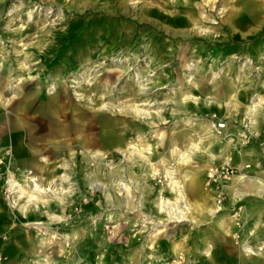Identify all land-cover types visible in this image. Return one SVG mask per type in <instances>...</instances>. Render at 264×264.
<instances>
[{
	"label": "rangeland",
	"instance_id": "rangeland-1",
	"mask_svg": "<svg viewBox=\"0 0 264 264\" xmlns=\"http://www.w3.org/2000/svg\"><path fill=\"white\" fill-rule=\"evenodd\" d=\"M207 1L0 0V183L6 196L7 181L18 184L14 208L50 212L47 222L31 225L43 238L41 264H239L235 253L207 254V240L215 241L228 217L241 242L257 211L251 200L264 198H241L240 226L232 217L237 205L210 214L209 195H215L207 188L209 170L203 176L200 168L211 158L208 143L211 154L226 148L252 158L243 164L251 165L249 175L264 174V0ZM200 26L212 32L200 33ZM155 37L166 44L160 53L145 48ZM189 62L200 71L187 69ZM158 76L174 81L168 78L165 87L150 81ZM232 84L241 109L224 107L228 100L217 96ZM176 87L197 97L215 94L206 99L210 111L194 124L192 114L173 119L170 111H155L156 88ZM255 98L262 105L251 112ZM137 108L149 112L142 116ZM203 122L226 127L208 132ZM14 135L27 149L22 158L47 152L45 177L19 182L32 171L14 164ZM180 150L189 152L186 162L178 161ZM197 177L201 186L194 188ZM95 182L100 185L91 187ZM161 197L178 208L185 199L191 203L185 219L163 212ZM157 227L165 231L156 235ZM241 251L252 264L249 258L262 250Z\"/></svg>",
	"mask_w": 264,
	"mask_h": 264
},
{
	"label": "crops",
	"instance_id": "crops-1",
	"mask_svg": "<svg viewBox=\"0 0 264 264\" xmlns=\"http://www.w3.org/2000/svg\"><path fill=\"white\" fill-rule=\"evenodd\" d=\"M164 30L168 31V29H164ZM157 39L158 38L155 37L153 40H149V41L147 40L145 42V48H150V47L155 48L156 51L158 48V52L160 53V51L164 49L166 44H164V42H161V40H157ZM168 78L173 79V77H169V76ZM168 78L167 76L166 77L158 76L153 79H150V81L154 82V84L159 83L160 85H163V87H165V85L169 82ZM178 82H179V79L176 80V83ZM178 87L170 89V91H167V92H164L162 89L159 90V88H156L155 90L156 92L154 93L153 98H155L154 104H156L158 107H156L157 110L155 111L157 112L160 111V113H162L165 110L168 112L170 111L171 113L168 117L173 118V119L174 118L179 119L178 117L181 113H189L192 115L190 118L187 116V118L193 119V124H194L195 122L199 121V119L201 118L200 116L202 112L210 111L211 103L210 101H207L206 99H213V97H209V95H207V97H204L202 94H199L200 96V99H199V96L197 97L195 93H192L189 90H185L182 88L179 89ZM236 90L232 93L237 92ZM230 94L231 92L228 91L224 94L225 96L221 95L220 93L217 96H219V98L225 97L226 100H228L226 104H224V107L225 106L234 107V108L240 107L241 109L242 104L239 101V99H237L238 98L237 93L235 94L234 100L233 99L230 100ZM196 97L198 98L197 100H199V102L194 100ZM180 98L186 99V103L184 106L180 105V103L178 102V99ZM152 101L153 100H151L150 103L149 102L141 103V105L151 106L153 103ZM228 102H231V103L236 102L238 103V105L237 106H235V104L227 105ZM223 103H225V101H223ZM190 110L192 111L191 113L189 112ZM231 110L236 111L237 109L236 110L231 109ZM175 111L176 113H174ZM194 120H197V121H194ZM168 121L169 119L166 117L165 123H169ZM203 124L205 126L206 122L205 123L203 122ZM209 130L210 129H208V132ZM226 132H227V129H226ZM20 137L19 135H14L12 137V141L16 149V154L14 156L13 161L15 165L21 162L22 166L25 165L26 167H28V168H24L26 171H32V176L30 175H25L23 177L18 176L19 182H21L22 184H26V181H30L29 180L30 177L31 178L32 177H40V178L45 177L43 172L46 169V166L48 163H45L43 161L47 159V156H46L47 152L38 151V153L34 156L30 155V156H27L26 158H22L24 157L22 156V154L24 155L27 149L24 146V143L20 142ZM205 148L210 152L211 158H209L208 163H206L202 168H200L203 170V174H202L203 176L207 174L208 170L210 171L213 168L212 166L219 167L223 163L229 162L233 166H237L240 168L243 166L244 162L253 161L252 158L247 157V156L228 154L227 153L228 149L226 150V148L222 152H219V153L213 152L211 154V148L208 146V143L206 144ZM218 149H220V147ZM27 154L28 153H26V155ZM54 170L56 169L52 168L51 170L52 173H50L51 177L53 175H56L54 174ZM15 173L16 175H18L17 172ZM14 177L17 178L15 174H14ZM24 177H27V178H24ZM197 178L198 179L196 180V186H193L194 188H199L201 186V178L200 177H197ZM258 178L264 180V174L258 176ZM2 185L3 184L1 182L0 183V246H1V253L7 256L8 258L7 262L4 264H41V261L43 259H40L38 257V254L41 253L40 244L38 243V240L40 239L43 240V238L41 237L38 231L32 228L31 225L35 223L37 224L39 222H43V223L47 222L46 218L50 216L49 215L50 212L48 210H45V211L42 210L41 212L40 208L39 209L30 208L25 204H23L22 206H19L18 208L12 207L9 199L3 192ZM225 192L227 193L225 195L226 198H225L224 205H223V212L225 210L228 211L229 209H231V206L237 200V197H234V195L231 192L230 182L226 183ZM255 196L264 198L259 193H257V195ZM209 198L210 200H212L215 206L213 195L212 196L209 195ZM210 200L205 199V205H207V203L209 204ZM254 200L255 199L251 200L252 202L251 210L253 209L252 212L255 210L257 211L254 213V215L249 221L250 223L248 226L249 234L248 232H246L245 237L241 240V242L235 243L232 237L233 235H231L232 231L234 230L233 224H230L229 218L223 217L224 220H222L221 223H219L221 224L219 226L220 232H218L217 236L215 237V241L214 239H211V238L207 240V243L209 246L208 248H205L207 250L204 249V251L207 254H209V252H213L215 249L221 254H227V255L231 254L232 255L233 253H235V255L237 254L238 256H240L239 264H247L246 257L244 258L242 256L243 253L241 250L244 249L245 247L247 248L248 247H251V248L261 247L262 251L259 252L257 256H252V258H249V261H251L252 264H264V258H263L264 257V200L262 201L261 199H257L255 202ZM4 237L5 238L8 237L7 241L3 240ZM177 249H179L178 244H177L176 250ZM38 251L40 253H38Z\"/></svg>",
	"mask_w": 264,
	"mask_h": 264
},
{
	"label": "bare ground",
	"instance_id": "bare-ground-1",
	"mask_svg": "<svg viewBox=\"0 0 264 264\" xmlns=\"http://www.w3.org/2000/svg\"><path fill=\"white\" fill-rule=\"evenodd\" d=\"M217 0H208L207 2L208 3H214L216 2ZM261 1V0H260ZM242 3V2H241ZM259 4V3H258ZM251 7V6H250ZM252 8V7H251ZM246 9V8H245ZM248 9V8H247ZM252 11V10H251ZM263 16V15H262ZM200 30L199 32L200 33H203V34H209L210 32H212V29L210 27H204V26H200ZM249 61H246L244 63V66L248 65ZM4 67V64L1 62L0 64V71L3 69ZM23 68V67H22ZM186 68L189 69V70H193L195 72H199L200 71V67H197L196 68V64L195 63H187L186 64ZM190 72V71H189ZM139 78V77H138ZM137 79V77H136ZM139 86L141 89H144V84H142V80L139 79ZM182 87V86H181ZM9 88V87H8ZM229 89H231V94H230V100H234L235 99V93H232L236 90V86L234 84H232ZM20 90V89H19ZM16 91V90H15ZM179 91V89H178ZM227 91V90H226ZM181 93V92H180ZM186 94V93H185ZM218 94V93H217ZM215 94H211L209 95V97H214ZM2 95H0V99H1ZM1 101V100H0ZM178 102L180 103V105L184 106L185 103H186V99L185 98H180L178 99ZM231 102H228L227 105H230ZM231 104H235V106L238 105V103L234 102V103H231ZM264 104V103H263ZM262 105V99L259 101L257 98L253 99L252 101V104L249 105V110L252 112V111H255L257 110L260 106ZM138 109V108H137ZM138 114L139 115H142L143 116V113H148L149 111H144L142 113L141 110L138 109ZM250 114V112H249ZM248 118L250 120H252V117H251V114L248 116ZM253 122V121H252ZM251 122V123H252ZM249 123V122H248ZM205 126L207 127V129H211L214 127V125L212 126L210 122H206ZM164 134V133H163ZM161 135V134H160ZM162 137V136H161ZM159 144V143H158ZM139 146V145H138ZM165 147V146H164ZM190 147V146H189ZM193 148H198L197 146H194ZM139 150V149H138ZM151 149H146V148H142V151H150ZM140 152V151H139ZM174 152V151H173ZM172 152V153H173ZM171 153V154H172ZM178 155H179V158H178V161L179 162H186L187 161V158L189 157V152H183V151H178ZM41 168V167H40ZM41 170V169H40ZM172 174H173V171H168L167 172V176L168 178H172ZM194 177V176H193ZM198 178H194L192 180V186H195L196 185V180ZM37 180V179H36ZM183 181V180H182ZM230 182V189H231V192L232 194L234 195V197H237V198H244L245 196H253V195H257V193H259L261 196L264 197V180L256 177V176H253V175H246V174H241V175H236L234 177H232V179L229 181ZM9 183L11 184V186L16 189V186H18L17 183H14V180L13 179H10L9 180ZM126 191H129V186L127 185V183H123L121 182L120 183ZM98 185H100V183L98 182H95V183H92L91 184V187H94L96 188ZM179 184H176L174 185V188L178 189L179 188V191H180V194L182 192V185H179ZM36 187L41 191H43L44 189L43 188H40L38 184H36ZM39 192V193H40ZM208 192V191H207ZM205 192V194L207 193ZM227 193V192H226ZM230 193V192H229ZM231 194V193H230ZM22 195V194H21ZM54 195V194H53ZM32 198L36 199L37 196L36 195H31ZM214 199V197H213ZM209 200V199H208ZM185 203L183 206H179L176 207L174 205H172V202L170 200H166L164 199L163 197H161V210L163 212L167 211V209H169V212H172L173 214H175L174 216L176 217H179L181 218V220H183L184 218V213H185V208H190L192 206L191 203L187 202V200L185 199L184 200ZM143 204V203H142ZM144 205V204H143ZM142 205V206H143ZM36 206V205H35ZM200 208H203L202 205L200 206ZM210 214H213V215H216V212L218 211V206H215L214 207H211L209 209H206ZM224 217V216H223ZM228 218V217H227ZM185 219V218H184ZM228 220V219H227ZM163 226V225H162ZM165 230L162 229V228H156V232L155 234H160V233H163ZM183 234V233H182ZM229 234V233H228ZM155 236V235H154ZM156 237V236H155ZM159 239V238H158ZM177 247V246H176ZM264 258V257H263Z\"/></svg>",
	"mask_w": 264,
	"mask_h": 264
},
{
	"label": "built area",
	"instance_id": "built-area-1",
	"mask_svg": "<svg viewBox=\"0 0 264 264\" xmlns=\"http://www.w3.org/2000/svg\"><path fill=\"white\" fill-rule=\"evenodd\" d=\"M214 127L217 128L218 133L221 134V130H223L226 127V123L219 122L217 124H213ZM244 140L247 142L249 139L248 133L243 134ZM0 163H3V160L0 159ZM251 174V165L245 164L242 167H235L231 166L229 163H223L219 167H213L207 174V188H210L214 192V199L215 204L218 206V211L216 214L223 211V202L225 200V185L227 182H229L232 177L236 175ZM6 192H7V198L10 201V204L12 207L17 206L16 201V189H14L11 184L9 183V180L6 184ZM242 199L237 198L236 202L234 203V206L237 205ZM243 211L242 205L235 206L234 212L232 213V217L235 219V223L240 226L241 225V214ZM236 238H239V234H236ZM4 255L0 252V264H2ZM6 259V258H5Z\"/></svg>",
	"mask_w": 264,
	"mask_h": 264
}]
</instances>
